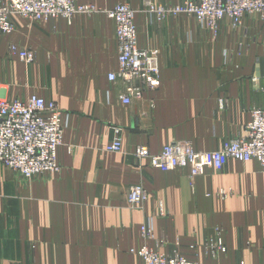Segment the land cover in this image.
Wrapping results in <instances>:
<instances>
[{
	"label": "crops",
	"instance_id": "crops-1",
	"mask_svg": "<svg viewBox=\"0 0 264 264\" xmlns=\"http://www.w3.org/2000/svg\"><path fill=\"white\" fill-rule=\"evenodd\" d=\"M146 1L80 0L103 11L71 19L14 14L15 30L0 35V96L37 94L68 115L60 173L26 179L0 165V264H146L131 252L144 245L200 264H264V172L256 159L191 177L189 167L163 171L135 156L139 145L157 153L185 140L217 150L244 132L250 110L264 107V17L246 16L237 27L225 18L216 35L184 14L159 20ZM122 2L136 9L139 45L157 49L160 67V85L131 105L119 96L124 83L109 79L119 68L118 42L104 9ZM12 44L35 50L36 59L11 54ZM115 127L122 148L107 151ZM134 184L147 189V202L130 204ZM150 219L154 236L146 240ZM218 227L227 251L212 256Z\"/></svg>",
	"mask_w": 264,
	"mask_h": 264
},
{
	"label": "built area",
	"instance_id": "built-area-1",
	"mask_svg": "<svg viewBox=\"0 0 264 264\" xmlns=\"http://www.w3.org/2000/svg\"><path fill=\"white\" fill-rule=\"evenodd\" d=\"M148 5L149 11L159 18L181 14L194 16L202 27L212 33L219 30L225 18L237 27L247 14L264 13V0H186L183 4L163 7L148 1ZM98 11L103 9L94 4L81 3L80 0H0V35L15 30L14 14L35 22L53 17L71 19L76 13L93 14ZM104 11L114 20L118 42L119 68L109 74V79L124 83V90L119 96L125 104L131 105L142 101L146 91L160 85L158 51L139 45L137 11L132 5L121 3ZM9 50L27 63L36 59L35 50L29 47L12 44ZM250 114L251 119L244 132L225 141L220 149L195 150L191 142L185 140L167 144L157 153H151L146 146L139 145L135 156L138 159L147 158L152 167L163 171L189 167L191 177L202 175L208 167L222 171L231 159L243 162L256 159L264 172V107H254ZM67 117L66 111L55 101H47L37 94L27 99L0 96V165L25 177L60 173L62 166L57 151L63 143ZM115 132L118 136L106 147L107 151H120L122 148L121 128L115 127ZM148 200L149 192L142 184L130 187L128 201L131 205L143 204ZM159 206V213L163 215L162 202ZM217 231L212 246L213 256L227 251L223 229ZM142 233L146 240L153 238L152 219L143 224ZM131 252L146 264H200L178 253H165L159 246L144 245Z\"/></svg>",
	"mask_w": 264,
	"mask_h": 264
},
{
	"label": "rangeland",
	"instance_id": "rangeland-1",
	"mask_svg": "<svg viewBox=\"0 0 264 264\" xmlns=\"http://www.w3.org/2000/svg\"><path fill=\"white\" fill-rule=\"evenodd\" d=\"M148 1H150L151 2V4H154V5H158V6H168V5H177V4H183L186 0H183L181 3H168V4H156V3H154L153 1H151V0H147L146 1V8H147V10L149 11V8H150V6L148 5ZM122 3H128V4H130L129 2H122ZM118 4H121V3H118ZM118 4H116V5H118ZM131 5V4H130ZM150 12V11H149ZM150 13H152V12H150ZM152 14H154V13H152ZM159 20H163V19H165L166 17H164V18H159L156 14H154ZM256 16V17H264V13L263 12H252V13H250V14H247L246 16ZM187 16H190V15H187ZM191 17H194V16H191ZM195 18V17H194ZM218 32V31H217ZM216 32V33H217ZM216 33H214V34H216ZM218 34V33H217ZM216 34V35H217ZM138 38H139V35H138ZM3 166V165H2ZM5 167V166H4ZM22 175V174H21ZM24 178H26V179H31V178H33L34 176H36V175H34V176H32V177H25L24 175H22ZM224 197H226L227 196V193H225L224 191H221L220 192ZM219 228V227H218ZM220 230H222L223 228H219ZM214 239H212L211 241H209V243H208V250H209V254L210 255H212L213 254V249H212V246H214L213 244H214ZM213 256V255H212Z\"/></svg>",
	"mask_w": 264,
	"mask_h": 264
}]
</instances>
